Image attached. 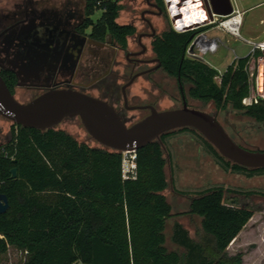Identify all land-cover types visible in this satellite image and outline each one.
<instances>
[{
    "label": "trees",
    "instance_id": "obj_1",
    "mask_svg": "<svg viewBox=\"0 0 264 264\" xmlns=\"http://www.w3.org/2000/svg\"><path fill=\"white\" fill-rule=\"evenodd\" d=\"M121 1H86L83 27L90 28L92 38L104 40L111 35L120 46H127V36L135 27L118 22ZM98 10L102 13L95 20ZM196 32H179L170 26L153 43L164 71L176 78L182 95L212 101L219 110L231 106L264 122V101L251 107L242 104L249 91L244 70L249 55L235 58L218 83L217 69L201 58L186 56ZM179 133L193 134L226 169L264 172V168L250 169L227 160L197 130L184 127L162 134L164 147L155 140L138 149L136 176L124 179L122 152L90 146L56 127L41 130L14 123L7 146L13 158H0L5 180L0 193L10 203L0 214V253L15 246L26 252L23 264H74L77 260L92 264H243L240 253L230 255L227 249L254 215L253 209L227 204L225 189L218 186L194 195L186 211H173L165 193L169 187L165 150L173 168L171 140ZM13 168L16 177H12ZM174 189L182 194L175 185ZM183 214L201 218L206 239H193L175 222L172 240L184 250H170L167 222Z\"/></svg>",
    "mask_w": 264,
    "mask_h": 264
},
{
    "label": "rangeland",
    "instance_id": "obj_2",
    "mask_svg": "<svg viewBox=\"0 0 264 264\" xmlns=\"http://www.w3.org/2000/svg\"><path fill=\"white\" fill-rule=\"evenodd\" d=\"M68 0H33L39 7L46 5H59ZM84 4L87 0H72ZM235 7L244 11L240 27V37L230 34L219 33L222 43L216 54L211 52L204 53L201 59L210 62L217 69L225 71L236 57L249 54L258 43L264 39V0H234ZM32 0H0V13H7L15 10L17 5L30 3ZM140 10L132 8L129 0L123 1V9L118 18L120 23L131 22L135 16L139 15ZM102 11H96L93 18L96 20L101 16ZM156 29L161 32L170 26V15L163 19L154 18ZM140 29L141 23L138 22ZM212 27L208 29L211 30ZM214 30L209 31L213 33ZM149 49V56H154L151 50V39H144ZM131 41V46H134ZM104 43H97L98 51L104 49ZM101 54V53H97ZM87 53L85 58H88ZM117 59L122 64L125 61L124 54H118ZM120 71L122 68L116 67ZM158 88L147 82L144 77L138 78L128 89L129 104H152L160 110L178 108L184 104L182 93L179 89L177 80L168 76L163 71H158L155 76ZM122 81V80H120ZM122 83V82H120ZM189 86H186V92ZM20 92V91H19ZM87 92L98 96L96 90ZM20 95V94H19ZM28 101V100H27ZM186 101L190 107L203 109L215 114L227 132L237 142L250 149H264V122H258L254 118L238 111L231 106L227 109L219 110L214 102L204 103L200 100L191 98L187 95ZM123 104V97H122ZM149 114V110H132L128 116L133 117V121ZM13 122L0 117V130L7 131ZM74 136L78 141L85 142L90 146H101L94 140L85 129L80 118H67L56 126ZM6 133V132H5ZM0 131V138H4ZM170 151L173 157V168L169 165L168 152L165 156L168 159L167 175L169 187L166 190L168 199L173 205V211L180 213L189 207L190 199L199 193L211 188L221 186L225 189V202L235 206H247L254 210V215L244 227L241 236L231 242L228 253L230 255L241 254L243 264H264V172L247 173L236 171L229 167L224 168L216 159L202 146L201 142L191 133H179L173 138ZM2 141H7L3 139ZM180 191L182 194H179ZM186 193V194H183ZM175 222H180L190 233L191 237L197 241L206 239V235L201 227V218L197 215L183 214L170 218L166 225V246L170 250L183 251L172 240L173 226ZM26 252L10 246L8 251L0 253V264H23Z\"/></svg>",
    "mask_w": 264,
    "mask_h": 264
},
{
    "label": "flooded vegetation",
    "instance_id": "obj_3",
    "mask_svg": "<svg viewBox=\"0 0 264 264\" xmlns=\"http://www.w3.org/2000/svg\"><path fill=\"white\" fill-rule=\"evenodd\" d=\"M170 1L179 20H185L195 10L201 19L196 23L214 18L216 24L223 17L217 13L216 17L212 15L210 0ZM230 1L233 6V0ZM129 2L132 8L140 11L131 22L121 23L135 27V32L127 36L126 47L116 43L111 35H107L104 40H96L90 36V28L83 27L86 2L81 4L68 0L59 5L43 7H39L37 2H30L17 5L13 11L0 13V74L16 98L25 102L52 88H73L84 92L96 90L99 97L108 100L127 117H131L128 112L132 110H149L150 113L149 108L133 107L152 104H129L128 89L140 77L158 88L155 74L160 70L166 73L153 45L157 36L166 29L158 32L154 18L164 20L170 15V10L166 0ZM217 7L219 10L229 8L224 4H218ZM138 22L141 23L140 29ZM190 25L175 30L188 31L190 29L186 27ZM213 26L215 25L209 27ZM201 27L194 29L197 32L192 40L196 39L204 46L208 27ZM144 39H151L154 56L148 55L149 49ZM131 41L135 43L134 46H131ZM96 42L104 43L102 51L95 49ZM87 53L90 55L85 58ZM121 53L125 56L122 64L117 59V55ZM186 56L193 58L189 56L188 48ZM116 67L123 71L115 69ZM183 99L186 100V97L183 96ZM13 125L7 130L8 133L12 132Z\"/></svg>",
    "mask_w": 264,
    "mask_h": 264
},
{
    "label": "water",
    "instance_id": "obj_4",
    "mask_svg": "<svg viewBox=\"0 0 264 264\" xmlns=\"http://www.w3.org/2000/svg\"><path fill=\"white\" fill-rule=\"evenodd\" d=\"M210 2L214 13L228 16L233 12L230 0ZM166 4L171 11L172 2L166 0ZM218 4L229 8L219 10ZM133 108H149L150 113L133 121V117L121 114L108 100L73 88H52L22 102L12 93L0 74V115L23 127L46 130L56 127L68 117H78L94 140L120 152L137 151L155 140L163 146L162 134L189 127L197 130L227 160L250 169L264 168V150H252L240 145L215 114L190 107L186 100L181 107L165 110L153 105ZM11 172L12 177L17 176L16 168ZM9 207L7 195L0 193V214L5 213Z\"/></svg>",
    "mask_w": 264,
    "mask_h": 264
},
{
    "label": "built area",
    "instance_id": "obj_5",
    "mask_svg": "<svg viewBox=\"0 0 264 264\" xmlns=\"http://www.w3.org/2000/svg\"><path fill=\"white\" fill-rule=\"evenodd\" d=\"M173 8V4H171ZM235 1L233 0V12L228 16H223L218 22L215 23V19H208L202 21L201 23H194L186 28L190 30L197 29L199 27H209L211 25H215L213 27H217L224 31L227 34L233 35L235 37H240V27L242 23V15L244 11H241L239 8L235 7ZM174 9L170 11V17L172 26L176 30L183 29L178 24V20L176 19V14H174ZM212 15L216 17V13L212 11ZM240 17V21L236 22V17ZM178 17V16H177ZM207 31V30H206ZM242 37V36H241ZM220 42L219 40H215L214 38L206 37L205 45L202 46L200 42L196 39H193L188 47V54L193 58H201L204 53L215 51L219 48ZM249 59L247 60L244 70L248 75V85L249 91L243 96L242 104L245 107H251L258 104L261 101H264V39L258 43H255L254 48L251 52H249ZM217 74L215 75V80L218 83H221L224 71L217 69ZM10 141V140H9ZM9 141H0V158L2 157H11L10 150L8 149ZM137 154L136 151H123L122 152V173L124 179L134 178L136 176L137 170ZM5 183V180L2 178L0 174V187ZM74 264H92L90 262H86L83 260H77Z\"/></svg>",
    "mask_w": 264,
    "mask_h": 264
},
{
    "label": "crops",
    "instance_id": "obj_6",
    "mask_svg": "<svg viewBox=\"0 0 264 264\" xmlns=\"http://www.w3.org/2000/svg\"><path fill=\"white\" fill-rule=\"evenodd\" d=\"M32 2H33V0H32ZM242 11V10H241ZM243 16V15H242ZM209 28V27H208ZM211 30H214L213 31V33H210L209 31H211ZM211 30H209V29H207V31H206V33H207V35H208V37H210V38H217L218 40H219V42H220V44L222 43V41H221V36H220V34L219 33H223V34H227V33H225L224 31H222L221 29H219V28H217V27H212L211 28ZM220 46V45H219ZM218 50V49H217ZM217 50H215V51H211V53L212 54H216L215 52L217 51ZM209 53V52H208ZM243 57V56H242ZM237 58V57H236ZM208 64H210L212 67H214L215 69H217L213 64H211L210 62H208ZM222 71V70H221ZM6 132V133H5ZM5 132H3L4 134L3 135H5V137L4 138H0V141L1 140H5V139H7V141H9L11 138H12V132H10V133H8L7 131H5ZM171 142L173 143V139L171 140ZM245 227V226H244ZM243 231H244V228L240 231V233L236 236V238L237 237H239V236H241V234L243 233ZM235 238V239H236ZM234 239V240H235ZM233 240V241H234ZM231 244V243H230ZM230 246V245H229ZM229 246H228V248H229ZM228 250V249H227Z\"/></svg>",
    "mask_w": 264,
    "mask_h": 264
},
{
    "label": "bare ground",
    "instance_id": "obj_7",
    "mask_svg": "<svg viewBox=\"0 0 264 264\" xmlns=\"http://www.w3.org/2000/svg\"><path fill=\"white\" fill-rule=\"evenodd\" d=\"M235 19H236V22L240 21V17H238V16ZM177 20H178V23H179L178 25L180 27H183L184 25H190L193 22H195V23L196 22H200L201 19H200V14L198 12H196V10H195V11H193V13L191 12L190 16L187 17L185 20L184 19H181V20L177 19Z\"/></svg>",
    "mask_w": 264,
    "mask_h": 264
}]
</instances>
